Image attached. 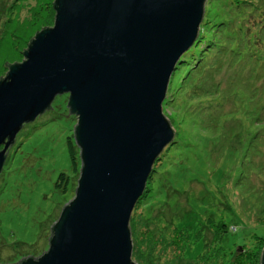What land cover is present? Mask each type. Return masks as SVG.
<instances>
[{
  "label": "water",
  "instance_id": "1",
  "mask_svg": "<svg viewBox=\"0 0 264 264\" xmlns=\"http://www.w3.org/2000/svg\"><path fill=\"white\" fill-rule=\"evenodd\" d=\"M205 1H53V25L0 76V144L7 139L0 172L22 124L67 93L79 176L47 249L5 264H137L131 212L173 140L162 104L177 63L198 37Z\"/></svg>",
  "mask_w": 264,
  "mask_h": 264
},
{
  "label": "rangeland",
  "instance_id": "2",
  "mask_svg": "<svg viewBox=\"0 0 264 264\" xmlns=\"http://www.w3.org/2000/svg\"><path fill=\"white\" fill-rule=\"evenodd\" d=\"M42 1L0 0V36L16 21L18 24L30 17V11ZM246 1L251 4L246 8L244 2L231 3L232 9L243 12L241 17L232 15L233 30L237 37H246L262 46L264 0ZM210 3L205 1L202 30L194 46L207 41L211 36L207 35L208 30L215 26L216 17L208 8ZM220 21L215 34L226 24ZM214 58L216 67H208L200 78L205 82L198 88L199 93L192 91L186 98L183 96L174 107L173 115L162 107L180 145L158 172L153 195L147 192V199L141 205L137 202V208L134 206L131 212V258L137 264H223L225 257L210 256L209 244L195 259L204 242L211 244L214 240L215 228L207 227L209 220L218 223L223 219L228 225L222 242L226 251L230 250L229 241L246 242L245 246L231 248L232 252L236 250L231 264H258L252 251L261 254L264 248L263 69L253 61L231 62L227 51ZM7 70V66L0 64L1 78ZM214 85L219 89L213 90L214 93L223 92L222 98H218L222 105L212 102L214 107L219 106L218 113L204 115L206 111L197 107L188 111L187 105L197 102ZM67 98V93L56 95L51 107L28 126L25 142L12 153L0 174L1 264L41 255L48 247L51 225L75 194L79 171L75 173L72 169L69 138L79 168L80 157L74 139L76 116L69 113ZM167 149L165 146L161 155H166ZM59 172H65L70 178L65 193L54 186ZM148 202L151 207L144 208ZM174 226L185 231L187 245L182 257L180 249L172 244V232L167 233ZM260 230L263 238L253 240L250 233Z\"/></svg>",
  "mask_w": 264,
  "mask_h": 264
},
{
  "label": "trees",
  "instance_id": "3",
  "mask_svg": "<svg viewBox=\"0 0 264 264\" xmlns=\"http://www.w3.org/2000/svg\"><path fill=\"white\" fill-rule=\"evenodd\" d=\"M233 1L234 0H210L211 6L209 4L208 8L212 10V14L216 17L215 26H211L210 30H208L207 35L211 36L208 37L207 41H204L203 43L201 42L199 43V45L196 44V46H194L193 44L189 48V50H187L181 56L179 62L177 63L176 68L170 79L166 97L162 104V107L165 106L164 109L169 110L170 114L173 115L174 107L178 104V102L183 96L186 98L189 93H192V91L193 93H199L198 88L204 86L205 82H201L200 78L204 76L203 74H205L204 72H206V69L208 70V67L211 68V65H214V67H216V65L214 64V57L217 55L220 56V54H223V52L226 53L227 51V55H229V59L231 62L253 61L255 66L260 63V68L263 69V71L261 70V74L264 75V41H261L262 46H260L257 41H249L246 37H237V32L233 30L234 21L232 20V15L234 14L237 17H241L243 15V12L241 10L238 11L236 9H232L233 5L231 3ZM235 1L236 4L242 2L246 3V6L244 8L251 5L250 2H247L246 0ZM30 12V17H26L25 19L19 21L18 24L16 21L11 29L7 31L5 30V33L0 36V64L3 66H7V68L10 64L16 63L18 62V60L24 59L23 51L26 49L31 39L39 30L53 25L55 15L53 9V0H43L38 7H36L33 11ZM220 20H222V22H226V24L225 26L222 25V29L215 34V28H218L217 25L220 24ZM237 30L241 33V30L239 28ZM197 40L198 37L196 41ZM214 41H216V44H214ZM219 48H222V51ZM208 61H211V63H208ZM232 66L235 65L232 64ZM214 67H212L211 69H213ZM194 89L198 91H194ZM213 90L218 91L219 89L216 85H214V88L208 93H206L207 95H201L200 99H198V101L196 100L197 102L192 103L191 105H187L188 111H190V109L192 108L194 109L197 107L199 108V110L206 111V113H203L204 115L210 116L211 114L218 113L219 106L214 107L212 102L218 101V104L222 105V102L219 99L222 98L223 92L221 93L219 91L217 93H214ZM208 97L210 98L208 99ZM223 116H219L218 119H222ZM67 143L72 163V169L76 173L79 171V164L77 162L74 145L70 138L67 140ZM179 145V141L176 137H174L173 140L166 146V148H168L166 155L163 156L160 154V156L156 159V161L154 162L155 165L153 164L152 171L147 179L145 190L137 201L138 205L143 204L142 201L144 199H147V192H150V194L153 195V183L155 182L158 172L165 167V165L172 158L174 151ZM69 182V176L65 172H59L54 183L55 189L59 190L61 193H65L68 188ZM150 203L151 202H148L144 206V208L151 207ZM137 206H135V209L137 208ZM209 221L210 224L207 222V227L212 226L213 228H215V237L214 240L212 239L213 244L206 243L205 241L203 247H201V250L196 255L195 259H197L204 252L205 246L209 244L211 245L212 249V253L210 254V256L213 259H216L218 256H223L225 257V261L223 262V264H231V261L234 262V252L236 251L235 250L232 252L231 248L234 246L236 248L240 246H245L246 242L229 241L228 246L230 247V250L226 251V249L222 246V242L226 238V234L228 232V225L224 222L223 219L218 223L211 220ZM129 222V227L132 235V213ZM171 232L173 234L172 244L175 243L176 248L180 249L179 254L182 257L187 245L185 231L181 228L174 226L170 230H167V233ZM250 236L253 237V240L263 238V231L260 230L259 233H253L252 235L250 233ZM249 250L252 251L251 248ZM257 254L258 253H254V251H252V256L254 255L255 257H253L255 258V260H257L258 264H260V253L258 255Z\"/></svg>",
  "mask_w": 264,
  "mask_h": 264
},
{
  "label": "flooded vegetation",
  "instance_id": "4",
  "mask_svg": "<svg viewBox=\"0 0 264 264\" xmlns=\"http://www.w3.org/2000/svg\"><path fill=\"white\" fill-rule=\"evenodd\" d=\"M34 121L23 123L21 126V129L16 134L14 140L6 148V151H5L6 158H5L4 165H3L1 172L3 171L4 167L7 165L9 158L11 157L12 153H14L17 149H19V147L25 142V140L27 138V128L29 125L33 124ZM6 141H7V139H5V141L0 144V151L4 148ZM1 172H0V174H1ZM1 247H2V245H1V241H0V248ZM21 259H23V258L15 259L13 261H9L6 263H15V262L20 261Z\"/></svg>",
  "mask_w": 264,
  "mask_h": 264
}]
</instances>
